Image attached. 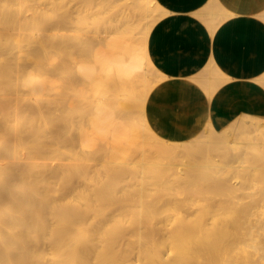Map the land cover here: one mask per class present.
<instances>
[{
  "label": "bare ground",
  "instance_id": "6f19581e",
  "mask_svg": "<svg viewBox=\"0 0 264 264\" xmlns=\"http://www.w3.org/2000/svg\"><path fill=\"white\" fill-rule=\"evenodd\" d=\"M179 3L0 0V264H264V119L175 141L146 118L169 78L149 36Z\"/></svg>",
  "mask_w": 264,
  "mask_h": 264
},
{
  "label": "crops",
  "instance_id": "0c3cea01",
  "mask_svg": "<svg viewBox=\"0 0 264 264\" xmlns=\"http://www.w3.org/2000/svg\"><path fill=\"white\" fill-rule=\"evenodd\" d=\"M179 2V11L161 18L149 36L152 60L169 76L147 98L145 114L150 126L166 139L184 141L200 133L210 119L220 128L241 115L264 117V87L256 80L264 75V0ZM218 3L231 15L213 31L202 16ZM210 63L229 77L211 99L192 79Z\"/></svg>",
  "mask_w": 264,
  "mask_h": 264
},
{
  "label": "rangeland",
  "instance_id": "374dc122",
  "mask_svg": "<svg viewBox=\"0 0 264 264\" xmlns=\"http://www.w3.org/2000/svg\"><path fill=\"white\" fill-rule=\"evenodd\" d=\"M264 77V76H263ZM261 85H263V87H264V84L263 83H261V82H259ZM241 116H244V115H241ZM241 116H238V117H241ZM250 116H255V117H260V118H262V119H264V117L263 116H258V115H250ZM237 117V118H238ZM233 121V120H232ZM222 128H218V131H220ZM243 137V135H241V137H239V138H242ZM246 137V136H245ZM245 137H244V139H245ZM253 159H252V162L250 163V164H256V165H264V155L262 154V155H253V157H252ZM235 180V179H234ZM231 181H233V178H231ZM253 189V190H252ZM249 191H252L251 193H253V192H255L254 191V188H248V189H246V196L244 195V197L245 198H243L244 199V201H246V200H248L247 198H249V195L251 194ZM106 194V193H105ZM105 198H106V196L105 197H103V199L105 200ZM103 200V201H104ZM235 201H237L236 199H234ZM112 218H116V216L114 215V216H112ZM86 227H88V225H85L84 226V229L86 230L87 228Z\"/></svg>",
  "mask_w": 264,
  "mask_h": 264
}]
</instances>
